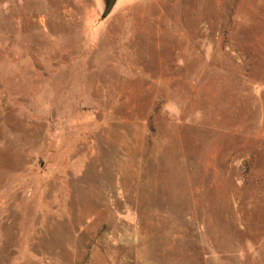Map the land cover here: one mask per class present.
I'll list each match as a JSON object with an SVG mask.
<instances>
[{
    "label": "rangeland",
    "instance_id": "1",
    "mask_svg": "<svg viewBox=\"0 0 264 264\" xmlns=\"http://www.w3.org/2000/svg\"><path fill=\"white\" fill-rule=\"evenodd\" d=\"M0 0V264H264V0Z\"/></svg>",
    "mask_w": 264,
    "mask_h": 264
},
{
    "label": "water",
    "instance_id": "2",
    "mask_svg": "<svg viewBox=\"0 0 264 264\" xmlns=\"http://www.w3.org/2000/svg\"><path fill=\"white\" fill-rule=\"evenodd\" d=\"M116 0H107L106 2V6L103 12V16H105L106 14H108V12L111 10V8L113 7L114 3Z\"/></svg>",
    "mask_w": 264,
    "mask_h": 264
}]
</instances>
